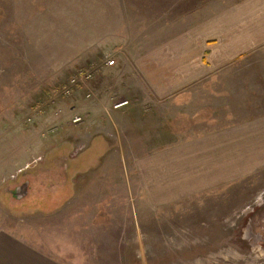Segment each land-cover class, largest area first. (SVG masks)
Masks as SVG:
<instances>
[{"label":"rangeland","instance_id":"374dc122","mask_svg":"<svg viewBox=\"0 0 264 264\" xmlns=\"http://www.w3.org/2000/svg\"><path fill=\"white\" fill-rule=\"evenodd\" d=\"M240 1L0 0V234L58 264H264L263 174L154 207L138 168L264 117V46L173 97L146 78L198 13Z\"/></svg>","mask_w":264,"mask_h":264},{"label":"crops","instance_id":"0c3cea01","mask_svg":"<svg viewBox=\"0 0 264 264\" xmlns=\"http://www.w3.org/2000/svg\"><path fill=\"white\" fill-rule=\"evenodd\" d=\"M215 12V13H214ZM199 19L146 61L154 96L165 99L264 46V0L198 13ZM141 186L154 207L264 175V117L160 149L140 161ZM0 234V264H58Z\"/></svg>","mask_w":264,"mask_h":264},{"label":"built area","instance_id":"2783aa9c","mask_svg":"<svg viewBox=\"0 0 264 264\" xmlns=\"http://www.w3.org/2000/svg\"><path fill=\"white\" fill-rule=\"evenodd\" d=\"M108 66H113L115 62L113 60H109L106 62ZM88 71H80L79 74L73 76L70 80L71 85H77L78 83H85L89 81L92 77L91 74L87 73ZM126 102V101H125ZM125 104L124 102L116 107L122 106ZM79 120V119H78Z\"/></svg>","mask_w":264,"mask_h":264},{"label":"water","instance_id":"95a60500","mask_svg":"<svg viewBox=\"0 0 264 264\" xmlns=\"http://www.w3.org/2000/svg\"><path fill=\"white\" fill-rule=\"evenodd\" d=\"M20 190H22V191H26V190H25V185H24L23 187L18 188L17 191H16V193L20 192Z\"/></svg>","mask_w":264,"mask_h":264}]
</instances>
